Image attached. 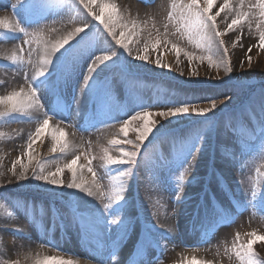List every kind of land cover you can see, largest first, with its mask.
<instances>
[{
	"label": "rangeland",
	"instance_id": "374dc122",
	"mask_svg": "<svg viewBox=\"0 0 264 264\" xmlns=\"http://www.w3.org/2000/svg\"><path fill=\"white\" fill-rule=\"evenodd\" d=\"M112 2L122 15L139 24L137 34L130 38L131 56L115 43L99 21L91 16L85 19L86 10L78 8L74 0H30L23 7L21 0H0L1 18L13 25L21 22L20 27L27 33H20L18 28H0V47H8L0 50V96L22 87L26 90L37 78L36 72L41 70L39 61L44 55L41 41L50 46L91 22L90 29L69 41L72 47L68 52L60 50L58 67L47 66L50 73H46V78L59 79L60 85L56 90L42 89L43 107L0 117V215L8 218L4 221L0 216V264L12 260L35 264L45 256L71 259L75 264H192L193 257L197 261L212 260L213 264H239L233 246L246 243L250 232L264 235V209L259 202L264 192V48L258 46L255 19L251 26L246 22L221 37L228 49L226 59L233 68L226 76L223 68L218 69L215 63L209 66L207 59L211 56L213 61H219L222 49L215 44L210 49L198 48L187 35L176 30V23L167 20L172 0ZM200 2L203 4V0ZM254 2L245 0V5ZM222 3L223 0H215L213 14ZM236 3L238 0H230V5ZM94 9L99 12L98 7ZM230 20L231 14L222 12L217 17L218 29L224 32ZM59 28L62 35L55 39ZM98 37L99 53L92 55V41L96 42ZM29 39L32 43H25ZM157 40L160 43L153 50L151 43ZM146 42L149 59L142 61L136 57L143 54ZM113 52L116 56L106 62L107 67L96 69L97 57L112 56ZM14 53L19 57L16 61L10 58ZM185 53L192 56L191 68ZM56 55L53 54L54 58ZM157 56L170 67L157 66ZM69 70L75 85L71 79L63 82ZM193 70L196 75H192ZM89 73L102 102L83 92ZM139 86L144 93H139ZM111 95L116 97L112 105L107 101ZM86 96L89 98L84 101ZM213 102L216 109L204 116L191 112L192 108H211ZM181 106H187L189 113L176 118L158 115ZM4 107L0 105V109ZM60 112L70 118L68 123L59 118ZM137 112H150L153 115L149 119L156 121L153 133L138 153L140 165L106 166L104 149L115 159L121 157V147L134 150L136 129L143 121H132L127 136L120 128ZM45 118L49 125L40 137L30 140ZM59 126L65 130L63 138L71 146L63 153L59 148L53 153L49 129ZM113 139L121 144H111ZM125 140L132 143H124ZM29 143L31 159L25 154ZM189 149L193 155L187 157L191 164L187 168L181 161ZM199 153L200 159L195 162V154ZM76 157L77 164L85 166L77 167L78 176L91 182L92 173L86 167L89 161L96 173L99 188L93 189V196L74 189L59 190L35 180L16 181L12 171L14 163L16 173L21 171V164H26L29 176L33 170L39 174L41 169L47 173L61 167V179L67 184L72 174L65 165ZM133 171L135 175H120ZM116 185L123 188V211L116 208L112 195ZM191 204L200 211L196 224L189 221L194 210ZM105 205L109 207L106 209ZM88 215L111 222L110 227L105 224L84 238L79 220ZM121 217L132 221L124 240L117 228ZM58 220L63 228L58 227ZM189 222L194 223L192 227ZM154 225L157 227L153 228ZM75 231L79 232L82 245L76 241ZM197 237L202 244L197 243ZM138 240L144 241L139 250L134 247ZM254 250L264 258V241H257Z\"/></svg>",
	"mask_w": 264,
	"mask_h": 264
},
{
	"label": "snow or ice",
	"instance_id": "6c2138e0",
	"mask_svg": "<svg viewBox=\"0 0 264 264\" xmlns=\"http://www.w3.org/2000/svg\"><path fill=\"white\" fill-rule=\"evenodd\" d=\"M147 2V0H146ZM30 3V0H21L20 7L27 5ZM74 3L78 6V8H82L86 10L87 19L88 16L94 18L95 21H99L103 28L107 30L108 35L115 40V43L123 48L128 54L131 56L132 51L130 48V38L137 34V29L139 28V24L135 20H130L118 10L117 5L112 2V0H74ZM215 3V0H203V4H201L200 0H187L186 3L180 2L177 0H172L171 8L167 13V20L169 22H174L178 25L177 31L182 35H187L190 41H194L198 48H211L214 44L217 45L220 49L223 50L222 57L219 61H213L211 56H208L207 59L209 61V66H212L215 63V66L219 68H223L225 75H229L232 73L233 68L231 63L226 59L228 57V49L224 47V41L221 39L223 35H225L228 31L233 30L237 26L243 27V25L247 22L249 26L253 19H255L256 30L259 33V41L258 46L264 48V0H255L254 3H248L245 5V0H238V3L235 5H230V0H223V3L219 6V9L212 13L211 9ZM94 6L99 8V12L95 11ZM231 14L230 23H228L227 28L224 32H221L217 27V17L221 15V13ZM38 21H34L33 23H37ZM21 22H17L15 25L10 23L7 18H0V28L8 29L15 31L17 28L20 33H24L27 35L24 27H20ZM90 23H84L82 27L75 28L74 31L68 32L62 39H57L55 42L51 43L49 46V42L41 41L44 44V55L40 58L41 70L36 72L37 79L33 78L32 81L28 84L27 89L21 88L18 91H12L6 96H0V105H5L3 109H0V117L9 116L13 113H25L28 110H39L43 107L41 103V91L43 90H56L59 88L60 80L51 81L46 78V73H50V68L48 65H51L52 68H57L58 65L56 63L57 60L60 59V50L63 49L64 52H68V50L72 47L69 41L73 40L78 33L84 32L85 29H90ZM167 28V25H165ZM117 30H119V36H117ZM25 43L31 44L32 40H26ZM160 43L159 40L151 43V48L155 50ZM167 43V40H165ZM65 45H68L65 48ZM173 49L177 51L179 54V49L177 45H172ZM149 43H145L143 49L141 50L143 54H138L137 59L142 61H148L149 55ZM251 51V48H249ZM53 54H57L54 58ZM189 57V67L191 68V60L192 56L188 53H185ZM116 56V53L113 52L112 56L104 55L103 61H111L112 57ZM13 61L19 59V57L14 53L10 57ZM99 60L100 57H97ZM202 59V58H200ZM249 62H251V57L248 56ZM155 64L162 68H169L170 66L167 63H162L159 56L155 59ZM90 71H92L90 66ZM197 73L193 70L192 75H196ZM71 76V71L69 70L67 74L63 78V82L67 80L68 77ZM88 81V86L84 89V91H89L94 99L97 102H102V98L99 96L97 87L92 83L94 77H86ZM217 105L215 102L212 103L211 108H202L196 109L192 108L191 112L204 116L209 113L211 110L216 109ZM190 109L187 106H181L176 108H169L167 111H160L158 113L161 117L166 118H176L179 116H183L188 114ZM153 114L150 112H137L136 115L132 116L130 120H125L123 125L120 128V132L127 136L128 125L137 119L143 121V124L136 129L137 137L136 141L133 145L134 150L125 151L123 147H121V157L118 159L113 158V156L109 155L107 149H104L103 152V160L106 166L111 165H119V166H139L140 161L138 159V153H140L141 146L146 138L149 137L150 134L153 133L154 127L156 125V121L149 119ZM49 125V119L45 118L38 127L35 129V133L30 140H34V138L40 137L41 133L44 131L45 126ZM49 134L51 135L53 144H52V152L59 151L61 153L65 152L71 146L67 139H64L65 130L60 127L50 128ZM261 135L264 136V126H262ZM113 145H120L121 141L117 139H113L110 141ZM124 143H132L130 141L125 140ZM197 147L198 150H202V147ZM32 149V143H29L25 149V154L29 155ZM193 155L191 149H189L185 154L184 158L181 161L182 164H185V167L190 168L191 164L187 161V157ZM19 159V158H18ZM29 159L31 156L29 155ZM79 157L73 158L70 160L65 167L72 174V179L70 182L65 184L64 180L61 179V175L63 173V168L57 167L53 172L45 173L43 169H41L40 173L37 174L35 170H33L32 175L29 176L27 172V165L21 164V171L19 173L15 172V163L13 164V174L15 176L16 181H27V180H35L38 182H44L45 185L53 186L59 190H63L64 188L70 190H79L80 192L86 193L88 196H93L96 193L94 192V188H99V185L96 183V173L94 169L91 167V162L86 166L87 171L92 173L91 182L85 181L82 175L77 174V167L83 168L84 165H78ZM135 175L134 171L131 173L121 172L120 175L123 177L124 175ZM211 178V174H210ZM191 183V180H189ZM112 195L115 197L116 208L123 211L122 203L124 201L123 196V188L119 185L113 187ZM177 199H180L179 193H177ZM256 196L253 194L252 203L255 204ZM260 207L264 209V192L261 193L259 197ZM109 205H105L107 209ZM80 228L82 232L86 233L90 229L99 228L108 224L110 227L111 222L105 221L101 217H90V216H82L79 220ZM132 225V221L130 219L125 220L124 217H121L120 221L117 223V228L121 231V240H124L125 237L129 235V229ZM157 226L154 225L153 228ZM162 227V226H161ZM17 231V230H13ZM151 232V230H149ZM248 239L246 243H240L238 246H233V251L235 256L237 257L239 264H264V258H261L258 253L254 250V244L257 241H264V235H259L256 232L248 233ZM130 238V237H129ZM237 240H239V233H237ZM144 245V241L138 240L134 247L139 250L140 247ZM148 247H151V244H148ZM157 247H159V243L157 242ZM115 253V249H113V256ZM49 261H54L56 264H75V262L71 259L57 258L54 256H45L43 259H37L35 264H49ZM9 264H19L18 261L12 260ZM192 264H213L212 260H200L197 261L195 257L192 258Z\"/></svg>",
	"mask_w": 264,
	"mask_h": 264
},
{
	"label": "bare ground",
	"instance_id": "6f19581e",
	"mask_svg": "<svg viewBox=\"0 0 264 264\" xmlns=\"http://www.w3.org/2000/svg\"><path fill=\"white\" fill-rule=\"evenodd\" d=\"M1 17H3L2 15H0V18ZM62 35V33H61V29L59 28V29H57L56 30V32L54 33V36H55V39L57 38V37H59V36H61ZM100 37H98V40L96 41V42H93V46L91 47L92 49H90V52H91V54L92 55H94V54H98L99 52V45L101 44V40L99 39ZM54 39V38H53ZM105 47V46H104ZM103 47V48H104ZM6 48H8L7 46H4V45H2L1 47H0V50L1 49H6ZM91 57H93V56H91ZM103 55L102 56H100V59L97 61V63H96V69H99V68H103V67H107V65H106V62L107 61H103ZM105 68H103V70L105 69ZM93 74V73H92ZM91 75H90V73L87 75V77H90ZM103 77V76H102ZM73 80V82H74V85H75V81H74V79H72V75L70 76V77H68V79L67 80ZM223 79H220L219 81H222ZM87 81V80H86ZM77 83V82H76ZM86 88V87H85ZM84 88V89H85ZM138 90H139V93L140 94H142V93H144V90L139 86V88H138ZM85 94H87L88 96L90 95V92L89 91H83ZM41 95H42V92H41ZM88 96H86L85 98H84V101H86V99L87 98H89ZM168 97V96H167ZM107 101H108V103L110 104V105H112L113 103H114V101H116V97L114 96V95H111V98H107ZM77 105H78V103H77ZM74 110V109H73ZM60 115V116H59ZM59 118H61L63 121H66L67 123L69 122V119L70 118H67L65 115H63V113H59ZM58 116H56V117H58ZM181 124L182 123H185V122H183V121H181L180 122ZM52 125L54 126V124L52 123ZM60 128H61V126H59ZM233 154V153H232ZM195 158H194V161L195 162H197L199 159H200V153L199 154H195ZM230 159H233V157L230 155ZM229 158V157H228ZM195 162H194V167H195ZM202 164H204L205 165V167H206V164L204 163V161H203V159H202ZM161 198V197H160ZM150 199H153L155 202H157V198L156 197H150ZM161 199H163V198H161ZM192 205L193 204H191V207L190 208H192ZM195 207H194V205H193V208L191 209V210H193ZM73 212L74 213H77L76 211H74L73 210ZM72 212V213H73ZM82 212V211H81ZM193 213V212H192ZM179 214L177 213L176 214V216H178ZM192 215V214H191ZM191 215H189V218H190V216ZM0 216H2V219L4 220V221H6V220H8V218L7 217H5V216H3V215H0ZM89 216V215H88ZM191 219V218H190ZM198 221V220H197ZM43 224H45L47 227L49 226V224H48V222H42ZM58 227L60 228V226L63 228V226H64V224L62 223V221H60V220H58ZM188 225H189V223H188ZM190 225H191V222H190ZM182 227V226H181ZM179 229H180V227H179ZM91 230H96V228H93V229H90L88 232H86L85 233V235H83V236H85L84 238H88V237H90L91 236ZM99 230V229H98ZM82 234H84L83 232H82ZM81 239V238H80ZM80 239H79V236H77V239H76V241H80ZM197 239H199V240H197V243L198 244H202V240H200V238L199 237H197Z\"/></svg>",
	"mask_w": 264,
	"mask_h": 264
}]
</instances>
